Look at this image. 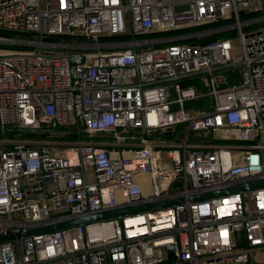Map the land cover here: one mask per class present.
I'll use <instances>...</instances> for the list:
<instances>
[{"label":"built area","instance_id":"obj_1","mask_svg":"<svg viewBox=\"0 0 264 264\" xmlns=\"http://www.w3.org/2000/svg\"><path fill=\"white\" fill-rule=\"evenodd\" d=\"M219 21L232 24L136 38ZM228 30L235 36L198 43ZM118 36L132 39L98 41ZM193 102L199 110H185ZM7 129L77 138L23 142ZM260 177L264 0H0V236L183 199L0 243V264H263L264 188L189 200Z\"/></svg>","mask_w":264,"mask_h":264},{"label":"water","instance_id":"obj_2","mask_svg":"<svg viewBox=\"0 0 264 264\" xmlns=\"http://www.w3.org/2000/svg\"><path fill=\"white\" fill-rule=\"evenodd\" d=\"M82 62H83V57H73V58H70L69 60V63L71 65L80 64ZM20 131L23 133H27V132L35 133L34 131H30V130H24V131L20 130ZM143 138H144V141H147V136L145 134L144 129H143ZM260 188H264V177H260L258 179H253V180H247L246 182L236 187L224 188V189H220L216 191H210L207 193L196 194L192 196L189 200L190 201H200V200L209 199L213 197L223 196V195L232 194V193H241L244 191L260 189ZM179 203H183V199H173V200L155 202V203L146 204V205H138L134 207L120 206L115 209L105 210V211H101L98 213L87 214L83 216L63 217L61 219H58L46 225L37 226L32 229L21 230L19 232H16L15 234H10L7 236H0V243L10 242L15 239L22 238V237L27 238V237L34 236V235L69 229V228H73L76 226L88 225V224H92L96 222H102V221H107V220H112V219H120L123 216L132 215L137 212L161 209V208L176 205Z\"/></svg>","mask_w":264,"mask_h":264},{"label":"trees","instance_id":"obj_3","mask_svg":"<svg viewBox=\"0 0 264 264\" xmlns=\"http://www.w3.org/2000/svg\"><path fill=\"white\" fill-rule=\"evenodd\" d=\"M245 19H246L245 16L241 17L242 21H244ZM231 24H232V22L219 21V22H216L214 24H210V25L202 26V27H198V28H191V29H188L186 31L164 32V33L152 34V35H148V36H139L136 38L140 39V40L161 39L164 37L175 36V35L181 34V33L200 32V31H204V30H213V29L216 30V29H220V28H223V27L231 25ZM4 35L7 37H13L14 36V34L10 33V32H6V33H4ZM233 36H235V30L216 32L210 36H206V37L201 38L198 41V43L204 44V43L213 42V41L220 40V39L231 38ZM20 38L23 40L26 39L25 36H20ZM131 39H132L131 36H118V37L99 38L98 41L102 44H113V43H124V42L131 40ZM49 40L55 41V40H58V37L49 38ZM79 41H87V39L81 38V39H79ZM184 43L194 44V43H197V41L189 40V41H186ZM3 47L8 48V49L22 50V51L30 49V47L28 48V47H24V46H3ZM109 50L110 49H107V50L104 49V51H109ZM60 131H64V130H60ZM17 134L21 138L29 139V140L37 139V138H39L38 136L41 135L40 133H29V132H27V133H15V132L11 131V129H7L3 133V136L6 138H13V137L17 136ZM79 135H80V137L83 136L82 140H84V139L88 140V137L84 133H80ZM76 136H77V134H69L65 138L66 139H72L73 138L74 140H76V138H77Z\"/></svg>","mask_w":264,"mask_h":264},{"label":"rangeland","instance_id":"obj_4","mask_svg":"<svg viewBox=\"0 0 264 264\" xmlns=\"http://www.w3.org/2000/svg\"><path fill=\"white\" fill-rule=\"evenodd\" d=\"M233 46L236 47V50H235V54L237 55L238 54V48H239V42L238 40H234L233 41ZM29 48V47H28ZM31 49V48H30ZM103 52H106V51H103ZM236 75H237V72H236ZM238 82V80H237ZM231 84V82H230ZM186 86H197V87H200L201 86V81L199 79L197 80H194V81H189V82H185V83H182L181 84V87H186ZM185 110H192V111H196V110H199V103H190V104H185ZM65 134L64 133H61L59 135H56L55 137H48V136H45V135H39L37 139H32V140H29V139H23L21 137H16L17 140L19 141H23V142H56V143H66V142H73L74 139H66L64 138ZM77 137V136H76ZM75 137V138H76ZM83 138V136L81 137V139ZM198 138V134H195V133H191L190 136H189V140H190V143L191 142H195ZM192 140V141H191ZM63 145H61V148ZM90 174V172H88ZM140 186H144L143 184H141ZM144 192L142 193L143 195H147L149 192L144 189L143 190ZM114 196L116 198L117 201H122L123 198H121V193L118 192V191H114ZM255 260L256 262H261L264 264V252H261L259 254H257L255 256Z\"/></svg>","mask_w":264,"mask_h":264},{"label":"crops","instance_id":"obj_5","mask_svg":"<svg viewBox=\"0 0 264 264\" xmlns=\"http://www.w3.org/2000/svg\"><path fill=\"white\" fill-rule=\"evenodd\" d=\"M129 135H135L134 133H130ZM94 142H98V143H107L109 138L108 139H104V138H101V137H97V138H93ZM134 145H132L133 148L137 147V142L135 140V143H133Z\"/></svg>","mask_w":264,"mask_h":264}]
</instances>
